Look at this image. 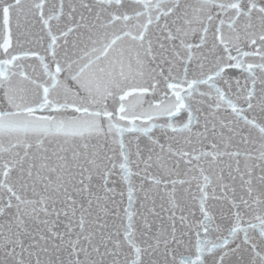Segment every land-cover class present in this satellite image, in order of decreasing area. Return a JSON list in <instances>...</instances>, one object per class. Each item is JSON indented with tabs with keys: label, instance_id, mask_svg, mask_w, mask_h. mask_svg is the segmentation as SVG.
Listing matches in <instances>:
<instances>
[{
	"label": "snow or ice",
	"instance_id": "1",
	"mask_svg": "<svg viewBox=\"0 0 264 264\" xmlns=\"http://www.w3.org/2000/svg\"><path fill=\"white\" fill-rule=\"evenodd\" d=\"M0 264H264V0H0Z\"/></svg>",
	"mask_w": 264,
	"mask_h": 264
}]
</instances>
